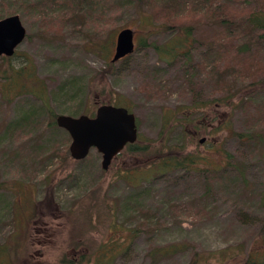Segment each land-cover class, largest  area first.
Returning a JSON list of instances; mask_svg holds the SVG:
<instances>
[{
	"label": "rangeland",
	"instance_id": "rangeland-1",
	"mask_svg": "<svg viewBox=\"0 0 264 264\" xmlns=\"http://www.w3.org/2000/svg\"><path fill=\"white\" fill-rule=\"evenodd\" d=\"M124 1L0 0V15L19 14L26 28L15 51L32 58L50 108L93 115L99 104L121 99L136 115V142L147 145L144 153L123 148L104 169L95 147L82 159L71 157L69 133L57 124L45 127L46 108L33 96L0 100V134L30 102L39 111L24 130L0 135V264H91L90 250L120 239L125 243L114 264H221L218 251L249 246L251 230L264 221L262 150L243 158L245 178L231 171L215 179L184 168H156L160 160L154 155L169 145L214 160L221 158L216 147L247 151L229 131L242 127L243 118L233 110L225 128L224 107L189 112L188 99L178 92L180 68L162 61L151 43L109 70L94 43L112 32L115 43L126 26L134 29L136 43L146 38L139 14ZM203 33L212 30L205 27ZM166 38L155 32L147 39ZM197 74L203 93L211 96L209 79L203 71ZM137 168L144 177L131 180ZM238 209L258 216L257 224L237 220ZM233 260L230 255L227 263Z\"/></svg>",
	"mask_w": 264,
	"mask_h": 264
},
{
	"label": "trees",
	"instance_id": "trees-1",
	"mask_svg": "<svg viewBox=\"0 0 264 264\" xmlns=\"http://www.w3.org/2000/svg\"><path fill=\"white\" fill-rule=\"evenodd\" d=\"M125 2L136 9L139 14L137 23H143L146 28V38L135 42V48L151 43L162 61L180 68L182 87L178 92H182V97L188 99L185 105L189 112L209 106L224 107L223 109L229 111V118L221 122L225 128L230 126L229 119L233 110L239 111L243 118L242 127L229 131L239 144H245L247 151L238 149L237 154H233L224 148L216 147V154L221 155V158L214 160L204 154L184 151V148L178 147L179 145H169L154 155L160 160L156 168L162 171L184 168L188 171L209 173L206 175H212L215 179H220L222 175L228 178L227 172L231 171L237 172L240 178H245L243 158L258 150H262L261 153L264 154V0H125ZM205 27L212 30L210 35L203 33ZM155 32H165L168 38L160 42H150L147 38ZM113 34L114 32L108 34L101 43L93 44L102 48L100 51L107 60L109 70L114 64L111 58L108 59L114 43ZM22 56L20 55V58L16 51L10 56L0 55V100L11 101L19 95L33 96L46 108L48 121L45 127L55 126L57 112L47 103L45 80L36 74L32 58ZM199 71H203L209 79L210 89L213 90L211 96L203 93L204 86L197 78ZM255 93L257 95H254ZM38 103L33 105L30 102V110L28 108L17 118L10 120L3 134L22 131L32 123L33 118L37 119ZM108 103L124 104L121 99ZM146 146H139L135 141L127 143L124 148L144 153ZM199 162H204L205 168H196ZM140 169L143 170L137 168L136 178L131 180L144 177L145 171L141 172ZM145 169L148 172L149 168ZM235 217L245 224H257L259 219L244 209L237 211ZM130 230L135 233L137 229ZM250 235L253 241L249 246L240 243L243 246H237L238 249L228 246L219 250L217 258L221 264H228L230 255L234 258L230 264H264V221L255 226ZM124 243V239L117 242L103 241L98 248L90 250L87 260L91 261V264H114L115 255Z\"/></svg>",
	"mask_w": 264,
	"mask_h": 264
},
{
	"label": "water",
	"instance_id": "water-1",
	"mask_svg": "<svg viewBox=\"0 0 264 264\" xmlns=\"http://www.w3.org/2000/svg\"><path fill=\"white\" fill-rule=\"evenodd\" d=\"M26 36V28L19 14L0 18V55L10 56ZM136 47L134 29L120 28L115 37L111 61L130 54ZM55 122L70 135L69 152L72 158H84L92 147L101 152V166L107 169L111 160L127 143L138 138L136 115L126 106L101 103L93 115L57 113Z\"/></svg>",
	"mask_w": 264,
	"mask_h": 264
}]
</instances>
